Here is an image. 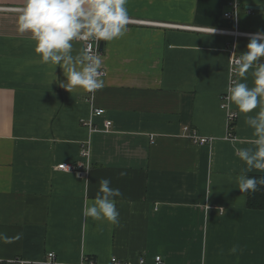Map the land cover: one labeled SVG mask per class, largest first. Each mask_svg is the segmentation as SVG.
Returning <instances> with one entry per match:
<instances>
[{
	"label": "crops",
	"instance_id": "obj_1",
	"mask_svg": "<svg viewBox=\"0 0 264 264\" xmlns=\"http://www.w3.org/2000/svg\"><path fill=\"white\" fill-rule=\"evenodd\" d=\"M235 2L237 24L225 17ZM22 3L0 0V7ZM126 7L130 19L184 27L128 24L122 37L104 41L108 75L94 93L61 88L63 70L56 66L53 80L30 34L17 32L16 15L0 13V234L8 238L0 239V259L47 264L54 253L57 264H156L158 256L163 264H264V210L249 208L248 192L237 188L246 165L234 150V142L253 147L245 121L258 109H221L232 38L192 29L264 32V0H128ZM249 39L240 38L238 55ZM83 47L74 42L73 54ZM107 121L113 127L104 132ZM185 127L213 142L194 145ZM79 162L82 173L57 170ZM101 179L122 193L118 225L83 216Z\"/></svg>",
	"mask_w": 264,
	"mask_h": 264
},
{
	"label": "clouds",
	"instance_id": "obj_2",
	"mask_svg": "<svg viewBox=\"0 0 264 264\" xmlns=\"http://www.w3.org/2000/svg\"><path fill=\"white\" fill-rule=\"evenodd\" d=\"M127 4L128 0H23L22 6L0 7V13L16 15L17 32L30 34L39 62L52 66L53 75L56 66L63 70L66 81L59 82L61 88L70 93L76 89L94 93L104 87L99 42L113 41L127 32L130 22ZM74 42L86 44L75 55ZM262 57L264 32H257L251 35L245 51L229 59L236 78L229 77L226 103L220 106L228 110L235 106L241 114L258 109L254 115L246 116L245 121L253 130V147L236 148L234 142L237 156L246 165L237 177L241 193L255 192L258 185H264V176L259 179L247 176L253 169L264 172V64L257 63ZM250 69H253L251 87L244 82ZM121 195L119 188L111 187L109 179H101L94 199L83 208V216L118 225L120 213L115 198ZM0 239L8 238L0 234ZM230 251L235 253L237 247Z\"/></svg>",
	"mask_w": 264,
	"mask_h": 264
},
{
	"label": "built area",
	"instance_id": "obj_3",
	"mask_svg": "<svg viewBox=\"0 0 264 264\" xmlns=\"http://www.w3.org/2000/svg\"><path fill=\"white\" fill-rule=\"evenodd\" d=\"M232 10L231 12H228L225 14V17L229 18V19H234L236 24L238 23V18H239V3L235 2L232 6ZM129 24H133V25H166L169 27H184V26H175V25H170V24H159V23H152V22H145V21H141V20H136V19H130ZM195 29L196 31H204V32H209V33H213V34H222V35H226V36H230L232 38L231 43L229 44L228 47V51L230 52V56L232 57H236L238 56V42L240 40V38H250L252 34L254 33H249V32H244V31H240L237 28L236 25V29L235 30H221V29H215V31L213 32V29H204V28H192ZM103 41L99 42V47H98V51L100 52V55L102 57L103 55V51H101V43ZM83 46H86L85 42H82ZM92 47L93 49L96 48V45L94 42H92ZM230 57V58H231ZM102 72L104 73L103 75V79L107 77L108 75V71L106 68L102 67ZM230 76L235 79V73L232 72V64L230 63ZM104 114V110L103 109H99L95 112L96 116H101ZM230 123H231V130H232V124L236 121L237 118V114L234 112L230 113ZM85 125H88L90 127H92L91 123H87ZM113 127V124L111 121H107L104 128L102 129V131L107 132L109 130H111ZM93 128V127H92ZM92 130L94 131H98L99 129L97 128H93ZM184 133V137L190 139V141L194 144V145H199V146H203L206 144H210L211 142H213L212 138L206 137V136H202L197 130L191 129L189 127H185L183 129ZM81 156L83 158V160H87L90 156V150L89 147H87L86 145L82 146L81 149ZM85 165L83 162H79L78 164H70V163H62L60 165L57 166V170L59 171H68V172H76V173H82L83 169H84ZM0 264H5L2 262V260L0 259ZM47 264H57L56 263V256L54 253H50L48 255V262ZM92 264V263H90ZM111 264H128L126 262H123L117 258H113L111 261ZM139 264H145L144 259H140ZM156 264H163L162 258L161 257H156Z\"/></svg>",
	"mask_w": 264,
	"mask_h": 264
},
{
	"label": "trees",
	"instance_id": "obj_4",
	"mask_svg": "<svg viewBox=\"0 0 264 264\" xmlns=\"http://www.w3.org/2000/svg\"><path fill=\"white\" fill-rule=\"evenodd\" d=\"M235 123L232 124V131L235 129ZM262 176L264 175H252L249 178L259 179ZM248 207L256 210H264V185H258L257 191L255 192H248Z\"/></svg>",
	"mask_w": 264,
	"mask_h": 264
},
{
	"label": "water",
	"instance_id": "obj_5",
	"mask_svg": "<svg viewBox=\"0 0 264 264\" xmlns=\"http://www.w3.org/2000/svg\"><path fill=\"white\" fill-rule=\"evenodd\" d=\"M251 10H257V9H260V8H257L255 6H251L250 7ZM101 51H104V42L101 43ZM264 63V62H261V64Z\"/></svg>",
	"mask_w": 264,
	"mask_h": 264
}]
</instances>
